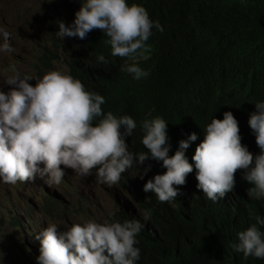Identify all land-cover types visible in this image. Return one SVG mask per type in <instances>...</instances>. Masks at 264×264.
I'll use <instances>...</instances> for the list:
<instances>
[{"label": "clouds", "instance_id": "clouds-1", "mask_svg": "<svg viewBox=\"0 0 264 264\" xmlns=\"http://www.w3.org/2000/svg\"><path fill=\"white\" fill-rule=\"evenodd\" d=\"M80 4L71 25L58 22L56 34L61 40H83L93 30H100L108 38L112 56L129 58L147 50L153 28L164 31L158 21L149 18L145 7L126 0H83ZM8 31L0 27V52L15 51ZM41 55L42 51L36 54L32 68L36 69ZM97 59L108 63L102 54ZM69 64L63 72L55 67L43 69L44 75L32 69L41 78L12 68L13 74L4 82L12 87L7 93L0 91V180L9 185L24 183L18 188L23 190L37 177L49 186L60 185L64 169L80 177L91 176L95 170L97 183L109 188L115 185L127 199L123 196L117 201L103 224L89 220L65 231L49 224L34 236L40 246L28 244L29 254L22 252V264H141V251L135 245L145 224L139 219L111 220L128 201L133 205L130 191L122 186L127 177L139 179L142 193H154L168 205L192 191L215 203L240 186L249 198L264 200V102L256 103V111L249 116L252 134H240L231 112H225L223 119L213 116L201 133L190 130L174 138L165 119H145L141 151L135 153L129 149L127 137L132 136L136 122L128 115L105 114V98L87 91L71 76ZM121 71L136 80L149 75L136 64L123 66ZM31 80L34 85L28 83ZM52 199L61 207L57 193L48 192L43 209L51 206L48 200ZM62 212L65 209L58 214ZM150 214L151 210L144 213L145 221ZM13 220L22 226L19 217ZM262 227L264 218L257 216L254 224L237 232L228 253L264 259ZM2 256L0 253V259Z\"/></svg>", "mask_w": 264, "mask_h": 264}, {"label": "trees", "instance_id": "trees-1", "mask_svg": "<svg viewBox=\"0 0 264 264\" xmlns=\"http://www.w3.org/2000/svg\"><path fill=\"white\" fill-rule=\"evenodd\" d=\"M38 2L34 28H44L46 35L33 72L53 70L63 63V53L70 55L69 74L105 98L103 112L136 122L127 137L131 151H141L142 122L156 117L167 121L173 138L190 130L201 133L213 116L223 119L225 112L236 118L240 134L253 133L249 116L256 103L264 102V0H126L145 7L164 28H153L147 50L129 58L112 56L100 30L83 40L57 36L58 22L71 25L83 0ZM101 54L108 63L98 61ZM131 64L149 75L136 80L121 71ZM122 186L133 205L128 201L111 220L145 224L135 245L141 264H264V259L239 258L227 250L237 232L257 216L264 218V200L249 198L241 186L215 203L192 191L172 205L154 193H142L139 179L127 177ZM147 210L151 214L145 221Z\"/></svg>", "mask_w": 264, "mask_h": 264}, {"label": "rangeland", "instance_id": "rangeland-1", "mask_svg": "<svg viewBox=\"0 0 264 264\" xmlns=\"http://www.w3.org/2000/svg\"><path fill=\"white\" fill-rule=\"evenodd\" d=\"M38 1L0 0V27L9 30L11 46L15 49L12 53L0 52V91L5 93L12 87L4 82L13 74V67L22 74L36 77L32 65L46 35L44 28H34L38 19L32 16L36 14ZM62 57L64 61L55 67L56 71L63 72L67 59L71 58L64 53ZM28 83L34 85L35 80ZM64 171L66 175L60 185L49 186L37 177L30 181L27 189L19 190L24 183L9 185L0 180V253H3L0 264H22V252L29 254L28 244L40 246L34 236L49 224H56L60 231L68 230L73 224L83 225L89 220L103 224L116 209L117 201L123 200V196L127 199L123 190L115 185L109 188L97 183L95 170L88 177H80L71 169ZM48 192L57 193L60 208L56 201L48 209H43ZM60 209H65V212L58 214ZM15 217L20 218L24 229L16 225ZM5 247L8 251L3 249Z\"/></svg>", "mask_w": 264, "mask_h": 264}]
</instances>
